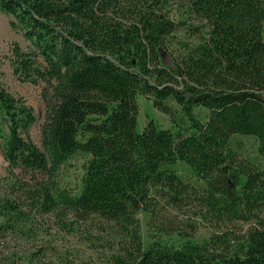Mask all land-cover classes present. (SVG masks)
<instances>
[{
	"label": "trees",
	"instance_id": "1",
	"mask_svg": "<svg viewBox=\"0 0 264 264\" xmlns=\"http://www.w3.org/2000/svg\"><path fill=\"white\" fill-rule=\"evenodd\" d=\"M0 12L30 42L13 47L14 73L50 93L39 145L35 110L0 65V147L15 177L0 176V264L21 258L4 251L46 214L101 231L98 264H264V0H0ZM139 95L173 128L139 130ZM77 155L78 183L60 184ZM231 172L246 178L235 195L218 182ZM166 209L215 231L198 242L161 219L145 242L138 212Z\"/></svg>",
	"mask_w": 264,
	"mask_h": 264
},
{
	"label": "rangeland",
	"instance_id": "2",
	"mask_svg": "<svg viewBox=\"0 0 264 264\" xmlns=\"http://www.w3.org/2000/svg\"><path fill=\"white\" fill-rule=\"evenodd\" d=\"M178 14L176 15V18ZM13 17L9 14L0 12V65H1V79L5 87L16 95L23 96L27 102L33 106L37 121L30 129V136L39 145H41V129L46 120L48 112V104L50 100L49 88L46 83L40 82L37 84L24 82L18 78L14 73L11 57L13 47L16 44L23 48H28L30 42L25 38L23 31L15 29L11 25ZM185 34L179 31V35ZM139 116L138 129H143L149 120H155L156 123L165 128H173L169 116L158 110L152 100L144 95L138 96ZM242 142L247 153H252L255 149V143L252 138L242 137ZM84 158L77 155L62 167L58 180L62 185H74L78 183L82 173V162ZM22 176L20 170H17ZM0 176L4 178L5 182L15 179L14 174L9 168L8 161L0 147ZM244 175L231 172L225 177H218V182L225 185L231 195L238 194L245 182ZM141 223V233L145 242L153 240L154 236L160 235L159 224L166 221L168 226L173 231L174 227L184 228V231H191L194 239L198 242H204L209 239L215 231L209 225L202 222L200 219L189 218L183 213H178L173 209L163 210V214L159 219H153L149 213L139 211L137 214ZM0 216V223L3 221ZM189 222V223H188ZM193 223V227L191 224ZM92 226H94L92 224ZM85 224L76 230H68L61 227L58 223V218L53 214L41 215L36 218L32 225L34 231L28 236H23L19 239L15 237L8 238L10 244L7 251L10 253L16 252L18 258L16 263L25 264L32 262V264H98L105 259V253L110 250L107 244L103 241L97 240L96 235L100 234L97 228ZM229 229L246 230L249 227L245 222H234L227 225ZM93 229L94 236L89 237L88 230ZM226 229V227L224 228ZM169 240L179 241L178 233H173L165 236ZM3 253V246L0 245V256ZM40 256V257H39ZM40 258V259H39ZM11 261V260H8Z\"/></svg>",
	"mask_w": 264,
	"mask_h": 264
}]
</instances>
